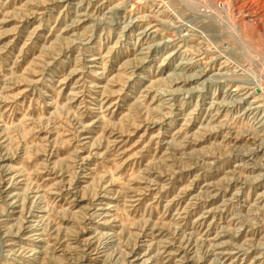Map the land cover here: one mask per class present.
I'll use <instances>...</instances> for the list:
<instances>
[{
  "label": "rangeland",
  "instance_id": "obj_1",
  "mask_svg": "<svg viewBox=\"0 0 264 264\" xmlns=\"http://www.w3.org/2000/svg\"><path fill=\"white\" fill-rule=\"evenodd\" d=\"M0 264H264V0H0Z\"/></svg>",
  "mask_w": 264,
  "mask_h": 264
},
{
  "label": "bare ground",
  "instance_id": "obj_2",
  "mask_svg": "<svg viewBox=\"0 0 264 264\" xmlns=\"http://www.w3.org/2000/svg\"><path fill=\"white\" fill-rule=\"evenodd\" d=\"M135 21H137V20H131L130 18H129V20H128V22L126 23V27H129V25H132V23H135ZM176 23H178V21H176ZM152 27V26H151ZM175 28L177 27V28H180V27H182V25L181 24H179V25H175L174 26ZM150 32H152V31H150ZM170 41H172V39L171 40H166V42L165 43H169ZM156 45H161V43H157ZM157 46V47H158ZM153 49H156V46H153V47H151L146 53H144L143 55L144 56H140L139 57V61H137V63H136V65H134L133 67L134 68H136V67H140L143 63H144V61H145V58L150 54V51L151 50H153ZM176 52L177 51H175L174 52V54L172 53V52H170L168 55L170 56V55H175L176 54ZM168 55H166L165 57H164V59L165 58H167V57H169ZM91 62H93L92 60H91ZM185 63V62H184ZM183 62H178L177 64H176V66L174 67V71H177V70H180V66H182L183 64H184ZM174 71L173 72H171V73H169L168 74V80H169V84L168 85H170L171 87H172V85H175V84H178V86H181L182 84H183V82L185 81V79L187 78V75L185 76V75H183V74H179V73H174ZM203 74L204 73H200V74H190V76H191V78H192V80L193 79H195V80H197V79H199V78H201L202 76H203ZM188 79V78H187ZM187 79H186V81H187ZM190 80V79H189ZM217 80H215V77L214 76H212V77H209V78H207V79H205L204 80V82L205 83H207V82H216ZM240 87H233V89H232V91H237L238 89H239ZM249 88H256L255 86H251V87H249ZM189 89H191V91H195V89H196V87H191V88H189ZM240 89H248V87L246 86V87H242V88H240ZM252 89V90H253ZM256 89H258L259 90V88L257 87ZM181 89L179 88V87H176V88H174V89H172V90H170L169 92H167V94H171V95H175V94H179V93H181ZM247 90H245V91H243L242 92V95H244V97H243V100L246 98V97H248V93L246 92ZM233 98H235V94L233 95ZM235 99H237V100H234L236 103H241L242 101H239V99L238 98H235ZM237 105V104H236ZM238 105H240V104H238ZM258 106H253V107H251V108H249V107H247V108H245L244 109V113H248V112H250V110L251 109H253V108H257ZM255 110V109H254Z\"/></svg>",
  "mask_w": 264,
  "mask_h": 264
}]
</instances>
